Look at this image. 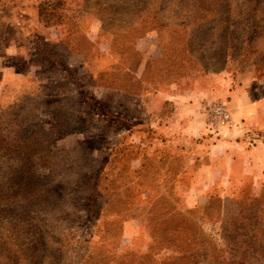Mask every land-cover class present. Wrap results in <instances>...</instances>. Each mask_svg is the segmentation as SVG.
I'll return each instance as SVG.
<instances>
[{
  "label": "rangeland",
  "instance_id": "obj_1",
  "mask_svg": "<svg viewBox=\"0 0 264 264\" xmlns=\"http://www.w3.org/2000/svg\"><path fill=\"white\" fill-rule=\"evenodd\" d=\"M223 87L264 95V0H0V264H264Z\"/></svg>",
  "mask_w": 264,
  "mask_h": 264
},
{
  "label": "crops",
  "instance_id": "obj_2",
  "mask_svg": "<svg viewBox=\"0 0 264 264\" xmlns=\"http://www.w3.org/2000/svg\"><path fill=\"white\" fill-rule=\"evenodd\" d=\"M232 92L227 87L211 89L212 97L231 96L228 105L235 121L213 146L221 156L228 159L223 167L230 173L233 170L250 173L254 175L255 183H260L264 179V95L251 98L248 91ZM202 94L203 90L195 87L192 96L194 103L191 104L193 107L198 106ZM255 132H262L261 137L254 138Z\"/></svg>",
  "mask_w": 264,
  "mask_h": 264
},
{
  "label": "built area",
  "instance_id": "obj_3",
  "mask_svg": "<svg viewBox=\"0 0 264 264\" xmlns=\"http://www.w3.org/2000/svg\"><path fill=\"white\" fill-rule=\"evenodd\" d=\"M210 114L215 120L214 125L216 127H226L230 126L232 123L230 112L222 102L214 105L213 108H211Z\"/></svg>",
  "mask_w": 264,
  "mask_h": 264
}]
</instances>
